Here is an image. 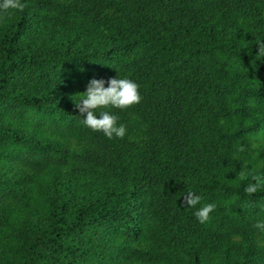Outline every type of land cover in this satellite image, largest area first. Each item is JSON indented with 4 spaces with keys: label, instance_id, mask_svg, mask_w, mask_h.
Here are the masks:
<instances>
[{
    "label": "trees",
    "instance_id": "obj_1",
    "mask_svg": "<svg viewBox=\"0 0 264 264\" xmlns=\"http://www.w3.org/2000/svg\"><path fill=\"white\" fill-rule=\"evenodd\" d=\"M22 2L0 14V264H264V0ZM116 77L141 102L95 110L109 139L75 102Z\"/></svg>",
    "mask_w": 264,
    "mask_h": 264
},
{
    "label": "clouds",
    "instance_id": "obj_2",
    "mask_svg": "<svg viewBox=\"0 0 264 264\" xmlns=\"http://www.w3.org/2000/svg\"><path fill=\"white\" fill-rule=\"evenodd\" d=\"M25 4L22 0H0V14H8L11 12L23 11ZM259 45L257 55L264 57V43L256 42ZM108 86L105 87L103 79H92L89 81L86 91L80 94L78 102H75L81 114L86 113L83 124L90 128L93 132H102L107 138L122 139L126 134L124 125H117L118 117L103 111L99 114V118L95 115L98 108H116L127 109L141 102L139 85L127 78H110L107 81ZM240 151H244L241 147ZM241 181L247 180L248 177L241 172ZM264 188V178L259 176L251 177L244 187L246 195L251 196ZM201 201V196L188 191L183 196V204L190 207H196ZM215 203H206L195 212V217L199 223L205 224L210 221V214L216 209ZM253 227L264 233V220L258 221Z\"/></svg>",
    "mask_w": 264,
    "mask_h": 264
}]
</instances>
